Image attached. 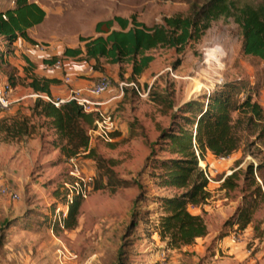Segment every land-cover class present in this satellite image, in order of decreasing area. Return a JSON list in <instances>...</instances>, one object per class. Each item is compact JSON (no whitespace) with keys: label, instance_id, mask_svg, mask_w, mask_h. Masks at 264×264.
I'll list each match as a JSON object with an SVG mask.
<instances>
[{"label":"rangeland","instance_id":"rangeland-1","mask_svg":"<svg viewBox=\"0 0 264 264\" xmlns=\"http://www.w3.org/2000/svg\"><path fill=\"white\" fill-rule=\"evenodd\" d=\"M31 1L45 14L43 24L31 33L36 44L60 50L73 46L79 37L90 36L98 21L135 16L151 27L162 24L164 17H187L207 0ZM12 2L0 0V10L13 7ZM236 2L257 5L263 0ZM4 41L0 38V71L5 70L1 62L6 53ZM213 48L222 56V68L213 59ZM147 54L153 62L149 73L141 77H132L128 62L112 65L101 59L95 63L99 74L110 81L112 92L123 96L107 111L117 123L116 140L91 142L99 160L79 157L84 177L92 181L73 230L62 226L72 180L65 158L53 146V131L42 119H33L36 135L14 142H3L0 136V187L19 197L8 201V213L0 211V264H232L233 258L236 264H264V197L257 199L245 228L228 224L243 196L255 190L256 185L246 179L249 166L264 193V170L255 171L264 164V140L257 139L253 128L240 133L239 148L229 157L207 152L198 160L199 168H205L210 177L209 198L200 206H189L188 211L203 218L207 235L190 246L168 249L155 232L163 215L160 200L183 191L158 186L162 171L154 160L169 156L159 151L152 158L153 151H158L155 144L160 132L169 127L173 116L181 115L179 109L190 100L204 101L226 84L244 82L251 91L257 90L255 100L264 108V61L243 55L238 27L232 19L223 18L181 54L169 48ZM23 103L17 109L22 116L20 112L27 113L33 105L30 99ZM35 139L40 143L38 159L28 157L36 151L28 147ZM233 173L232 183L237 187L223 189L224 179ZM233 233L237 240L230 245L226 237Z\"/></svg>","mask_w":264,"mask_h":264},{"label":"trees","instance_id":"trees-1","mask_svg":"<svg viewBox=\"0 0 264 264\" xmlns=\"http://www.w3.org/2000/svg\"><path fill=\"white\" fill-rule=\"evenodd\" d=\"M12 1V8L0 11V38L6 41V52L10 51L11 44L18 38L36 45L27 30L41 24L45 16L44 11L31 0ZM221 18L232 19L238 27L243 55L264 61V0L257 5H238L236 0H207L187 17H164L162 24L151 27L138 22L135 16H116L96 25V32L105 36L84 39L87 41L84 45V59L96 62L104 59L112 65L132 63V77H136L153 59L146 55L148 51L169 48L181 54L188 44L198 42L211 24ZM114 24L119 30H111ZM102 26L105 27L104 31ZM81 54L80 49L66 50L62 57H77ZM59 61L60 58H52L46 63L54 65ZM94 69L97 70V66ZM10 71L7 82L13 88L17 82H21ZM30 79L28 86L35 94L50 98L49 86L57 83L56 80L34 76ZM257 93L254 89L251 91L244 82L226 84L222 90L209 94L204 101L201 98L184 103L179 109L181 115L173 116L169 127L160 132L155 144L158 151H153L152 158L159 151L169 157L161 161L154 160L162 171L158 176V186L183 191L179 196L160 200L163 215L155 232L168 249L193 245L197 239L207 235L203 218L188 211L189 206H200L209 198L206 190L208 182L198 166L196 152L199 158H203L207 152L217 158H227L239 148L240 133L244 129L253 128L257 139L264 140V108L255 100ZM30 111L29 116L15 114L1 117V141L14 142L36 135L37 126L33 119H42L56 136L53 146L65 160L80 155L98 159L94 148L90 147L88 136L95 119L94 114L84 113L73 101L55 107L42 98L36 99ZM263 170L264 164L255 168L256 172ZM253 171V167L249 166L246 179L256 185L255 190L243 196L242 205L228 221L231 226L245 228L250 223L257 199L264 197L261 187L255 183ZM235 178L236 173H233L224 179L222 188L232 190L237 187V184L232 183ZM81 200L74 195L71 203L67 204L68 209L62 220L63 229L73 230L76 227Z\"/></svg>","mask_w":264,"mask_h":264},{"label":"crops","instance_id":"crops-1","mask_svg":"<svg viewBox=\"0 0 264 264\" xmlns=\"http://www.w3.org/2000/svg\"><path fill=\"white\" fill-rule=\"evenodd\" d=\"M34 3L36 4V2ZM0 11H3V10H0ZM111 19H107V20H111ZM107 20L96 22V24L93 27V32L90 36L79 37L74 42L73 46L62 47L60 48V50L58 48H52V47L51 48L44 47V46L39 47L38 44L31 45L21 38H18L13 44H11L10 51L6 52L3 57L4 59H3L2 67L5 68V70L0 71V79L2 81H7L8 71L11 72L10 70H12V72L14 73V77L17 79V81L19 80L21 82V83L17 82L15 87H13V93L15 91V94L16 95L19 94L20 96H16V95L14 96L12 94V101L14 104L8 110H4V111L0 110V118L6 115L12 116L15 114H19L17 109L20 108L19 106H22V107L25 106V104L23 103V101L25 100L30 99L32 101V104L34 105L37 98H42L46 101H47L46 98L51 99V100L65 99L68 96L70 88H82L83 89V88L88 87L89 85H92L93 83L91 79L95 80L101 75L99 74L97 70L94 69L96 61L84 59V45L87 42V41H84V39H95L99 36H105V34L103 33L96 32V25L98 23L105 22ZM42 24L43 22L27 30L28 36L35 43L36 41L33 38L31 33L33 32L34 29L39 28ZM101 29L102 31H104L105 27L102 26ZM111 30L117 31L119 30V28L116 24H114ZM4 43L5 45H7L6 41H4ZM6 49H7V46H6ZM74 49H80L82 54L77 57H62L63 53L66 50H74ZM146 55L148 56L147 53ZM52 58H62L63 61H61L60 59L58 63L54 65H48L46 62ZM137 62H138V59H137ZM152 62H153V59L148 64V66L143 70V72L139 75L140 77L145 76L149 73L150 65ZM130 66L132 68V63H130ZM84 69L86 70V72H84L85 71ZM85 73L88 74V77H89L88 79L84 78ZM31 76H34L39 79L43 78V79L57 81V83L51 84L49 86L50 98L45 95L43 96L38 95L41 97H36L37 94H35L32 91V89L28 86V84L31 82V79H30ZM66 79H68V81H66ZM122 96H123L122 92L114 94V92H112V90L109 89L99 99L102 102L101 109L103 111H108L109 109L113 110L115 103L119 102ZM142 97H145V95H143ZM30 112L31 111L28 110L27 113H22V112L20 113L23 114L24 116H29ZM116 127H117V123H116ZM116 131H118V129ZM115 136L116 134H114V141L116 140ZM24 139H27V138H24ZM28 147H33L36 150L35 152L31 154V156H28V157L32 159H38L40 157V151H41L40 143L38 142V140L35 139V140L30 141V143L28 144ZM90 147H91V143H90ZM8 201L10 200L5 197L0 196V211H2V214H4V212L1 209L6 210V204L8 203ZM6 213H8L7 210H6ZM226 238H228V241H229L228 243L230 245L235 244L232 242L231 237H226ZM220 243L223 244L222 241ZM233 259L231 260V263L236 264V262H234L236 258H233Z\"/></svg>","mask_w":264,"mask_h":264},{"label":"built area","instance_id":"built-area-1","mask_svg":"<svg viewBox=\"0 0 264 264\" xmlns=\"http://www.w3.org/2000/svg\"><path fill=\"white\" fill-rule=\"evenodd\" d=\"M68 81V79H66ZM110 89V81L104 77L100 76L97 80L86 88H70L67 98L51 100L47 99L48 102L53 104L55 107H59L66 101H73L78 106H80L84 113H92L95 116L92 127L89 129V144L95 140L103 143H113L114 136L116 132V123L111 113L103 111L101 109L102 102L99 100L100 97ZM13 88L7 81H2L0 79V110H8L12 101ZM41 97V96H36ZM198 160L200 159L198 153L196 152ZM80 156L71 157L66 160L68 165V176L72 180V190L67 196L68 203H71L73 196H78L81 199L87 197L90 191V184L92 179L84 177L82 171V166L80 163ZM207 182H210V177L208 176L205 168L202 170ZM0 196L9 199L12 202H16L19 197L18 195L9 188L0 187ZM68 206V205H67ZM68 209V207H66ZM66 213H64L65 216ZM231 240L233 243L236 242L237 238L235 233L232 234Z\"/></svg>","mask_w":264,"mask_h":264},{"label":"clouds","instance_id":"clouds-1","mask_svg":"<svg viewBox=\"0 0 264 264\" xmlns=\"http://www.w3.org/2000/svg\"><path fill=\"white\" fill-rule=\"evenodd\" d=\"M219 47V46H217ZM211 53H212V56H213V59L219 64V66L222 68L223 65L221 63V60H222V56L220 55L219 52H217V49L216 48H213L211 49Z\"/></svg>","mask_w":264,"mask_h":264}]
</instances>
